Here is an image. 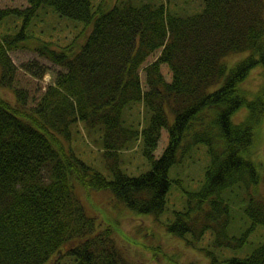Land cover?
<instances>
[{"label": "trees", "instance_id": "obj_1", "mask_svg": "<svg viewBox=\"0 0 264 264\" xmlns=\"http://www.w3.org/2000/svg\"><path fill=\"white\" fill-rule=\"evenodd\" d=\"M26 2L0 7V264H138L117 245L118 222L99 227L82 200L100 213L96 198L104 192L108 210L158 220L178 184L173 167H196L195 179L203 171L196 188L184 191L183 209L171 212L173 236L198 241L210 232L213 245L235 247L245 239L228 233L235 196L246 200L250 228L264 225V170L249 158L264 120V81L253 92L243 86L264 69V0H201L185 15L163 0ZM44 12L80 22L84 38L74 37V49L35 40L27 29L45 23ZM19 47L65 68L33 105L12 86L9 51ZM83 131L112 179L79 157ZM199 146L205 166L194 163ZM133 149L150 165L135 176L126 173L130 161L118 160ZM156 250L169 264L171 254ZM228 264H264V244Z\"/></svg>", "mask_w": 264, "mask_h": 264}, {"label": "rangeland", "instance_id": "obj_2", "mask_svg": "<svg viewBox=\"0 0 264 264\" xmlns=\"http://www.w3.org/2000/svg\"><path fill=\"white\" fill-rule=\"evenodd\" d=\"M91 1L95 4L98 0ZM114 1L115 0H105V4L106 6H110ZM163 1H165L170 8H174L172 11L179 15L196 13V10L200 9L202 6L201 0L199 6V0ZM26 5V0H0V7L10 6L24 8ZM47 8L50 9L49 7ZM44 13H46V15L43 14V16L47 18L45 23H42V21L39 24L33 23L27 29L29 36L33 37L35 40L48 41L55 46L71 45L74 49L77 45V41L75 40H78L79 37L84 38L85 34L82 32L83 25L80 22H74L65 17H60L57 14H50L51 12ZM157 55L158 54L151 55L146 63L153 61ZM9 56L17 69L12 86L20 90H25L29 105L35 104L47 86L53 83L55 76L58 73L65 71L64 67L54 64L47 58L39 55V53L34 51L31 47H19L10 50ZM161 68L166 79L169 80L170 76L167 66L163 64ZM30 69L33 72L30 71ZM141 77L143 80V72H141ZM262 81H264V69L258 67L250 73V77L246 80L243 86L248 91L253 92ZM134 108L132 109V114L137 111V108H135V111ZM244 116L245 111L243 110L235 115V118L236 120H241ZM83 136L85 141L87 140V144L91 149L87 148L88 146L83 143ZM82 138L77 142V152L80 155L79 157L107 176V178L112 179V175L104 165L102 155L99 153L100 150L93 146L92 140L86 131L82 132ZM165 141L166 133L164 130L163 137L155 151L156 156L160 155L165 145ZM195 152L196 156L194 163L200 162L201 165H207L208 156L205 152V147L199 146ZM85 154L89 155V157H85ZM119 155L118 160L121 165L130 161L125 167L128 175L135 176L139 171L144 170L145 167L146 170L150 167L149 163H147L142 156L141 158L143 160L140 158L137 149L124 150L121 151ZM249 158L257 164H262V166L258 165V167L261 172L264 170V120L256 129L255 144L249 154ZM197 171L199 170L193 166L190 168L187 166L181 171H177L174 167L171 168L170 176L173 177L178 184L175 186L171 184L170 190L167 194L168 202L165 207L166 211L158 218V220H155L150 216L136 215L122 207H117L118 209L112 208L111 211L108 210L110 209L109 207L112 202L105 203V205L103 204L101 200L104 201V198L107 197L104 192L97 194L98 199L96 198L97 203L103 206V211L100 213L98 209H92L89 203H84L83 200L82 202L87 212L88 210H91V214L89 213L90 215L96 214V222L99 227L103 228L106 225L114 227L118 222V233H114L117 245L120 250L128 256L130 261H135L138 264H168L162 258L160 253L154 255L159 252V250L153 251V247L156 246H158V249L160 247V252L164 249L171 254V257L168 255V257H170L169 264H228L230 258L245 257L257 246L264 244V225H257L254 228H250V220L242 213L246 200H243L241 197L237 198V196L233 198L234 205L231 206L234 215L232 214V222L229 226L228 233L237 238L245 235V239L238 242L235 247H217L213 245L214 236L210 232H206L200 240L194 241L189 233L185 234L183 237H178L173 236L167 230V225H169L174 219V213L171 212L174 210H182L185 206L184 191L195 189L197 183L199 184L202 180L199 181L200 178H203V171H201L198 178L195 179L192 177ZM174 190H176L177 193H174ZM260 190L262 197H264V186L261 184ZM106 207L107 209H104ZM160 223H163V225L165 224V226ZM144 246L153 247L150 250H147ZM53 259L54 258H52L47 264H52Z\"/></svg>", "mask_w": 264, "mask_h": 264}]
</instances>
